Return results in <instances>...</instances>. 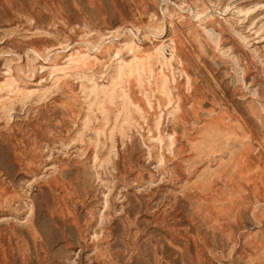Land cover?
Listing matches in <instances>:
<instances>
[{
  "label": "rangeland",
  "instance_id": "obj_1",
  "mask_svg": "<svg viewBox=\"0 0 264 264\" xmlns=\"http://www.w3.org/2000/svg\"><path fill=\"white\" fill-rule=\"evenodd\" d=\"M0 264H264V0H0Z\"/></svg>",
  "mask_w": 264,
  "mask_h": 264
},
{
  "label": "bare ground",
  "instance_id": "obj_2",
  "mask_svg": "<svg viewBox=\"0 0 264 264\" xmlns=\"http://www.w3.org/2000/svg\"><path fill=\"white\" fill-rule=\"evenodd\" d=\"M161 44V43H160ZM160 48H161V45H160ZM159 48V49H160ZM145 52V51H144ZM161 53V52H160ZM161 58V63L163 64L162 66H168L171 62V57L165 59L163 56H160ZM135 59V58H134ZM235 116V115H234ZM261 148V147H260ZM228 234V233H227Z\"/></svg>",
  "mask_w": 264,
  "mask_h": 264
}]
</instances>
